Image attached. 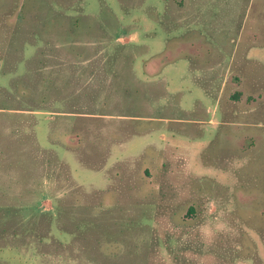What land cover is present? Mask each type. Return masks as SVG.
<instances>
[{"label": "rangeland", "instance_id": "1", "mask_svg": "<svg viewBox=\"0 0 264 264\" xmlns=\"http://www.w3.org/2000/svg\"><path fill=\"white\" fill-rule=\"evenodd\" d=\"M1 247L264 264V0H0Z\"/></svg>", "mask_w": 264, "mask_h": 264}, {"label": "crops", "instance_id": "2", "mask_svg": "<svg viewBox=\"0 0 264 264\" xmlns=\"http://www.w3.org/2000/svg\"><path fill=\"white\" fill-rule=\"evenodd\" d=\"M218 102H215V104L217 105ZM214 106L213 110H212V114L214 115V111H217V106ZM207 110L209 111V109L207 108ZM210 114V113H209ZM210 117V116H209ZM208 122H214L212 117L209 118ZM222 125L224 124V122H222ZM107 202V200H106ZM64 234L70 236V232L69 231H62ZM29 252L26 251L23 248H18V247H1L0 248V264H12V262H10L11 259H14L15 261H17L15 264H21V263H25L28 261V254ZM44 257V256H43ZM43 257L41 255H36L34 259L43 262Z\"/></svg>", "mask_w": 264, "mask_h": 264}, {"label": "trees", "instance_id": "3", "mask_svg": "<svg viewBox=\"0 0 264 264\" xmlns=\"http://www.w3.org/2000/svg\"><path fill=\"white\" fill-rule=\"evenodd\" d=\"M103 10H104V6H103ZM191 66V65H190ZM195 83V82H194ZM198 84V83H197ZM163 87H164V90H163V95H165L166 97H168V96H171L168 92H166V90H165V88H166V81H163ZM234 98L235 99H237V96H234ZM179 97H178V99H176L175 97H174V103H175V108H177V103L179 102ZM182 113H184V114H186V113H188V112H185V111H183L182 110ZM135 127V126H134Z\"/></svg>", "mask_w": 264, "mask_h": 264}]
</instances>
